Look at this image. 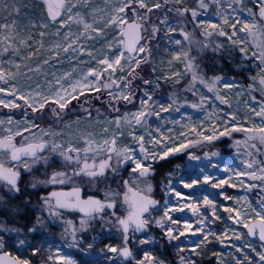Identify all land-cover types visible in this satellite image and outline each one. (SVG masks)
I'll return each mask as SVG.
<instances>
[{
  "label": "snow or ice",
  "instance_id": "6c2138e0",
  "mask_svg": "<svg viewBox=\"0 0 264 264\" xmlns=\"http://www.w3.org/2000/svg\"><path fill=\"white\" fill-rule=\"evenodd\" d=\"M262 156L264 0H0V264H264Z\"/></svg>",
  "mask_w": 264,
  "mask_h": 264
},
{
  "label": "rangeland",
  "instance_id": "374dc122",
  "mask_svg": "<svg viewBox=\"0 0 264 264\" xmlns=\"http://www.w3.org/2000/svg\"><path fill=\"white\" fill-rule=\"evenodd\" d=\"M91 2L94 4H97V5H103L105 0H91ZM75 28H76V26L73 25L74 30H75ZM46 39H54V37H48ZM34 59H36V58H34ZM57 67H62V66L57 65ZM63 67H67V62H65ZM37 78H39V77H34V79H37ZM73 104H75V102H73ZM4 111H7V110H4ZM188 112L192 114L193 120H198V119L202 118V113H200L198 110H193V109L189 108ZM72 118L75 119V116H73ZM81 128H88V126L86 124L82 123ZM89 130H91V129H89ZM233 136L236 139H243L242 133H233ZM215 149H218L220 151L221 155L217 158H213V163H219L221 173L223 171V168L229 164L232 165L233 167H235V166H241L242 167L243 166L241 164V161H240L239 156L237 154V149L233 144V139H231L229 137H221L220 142L216 143ZM246 150L247 149H245L243 145L240 146V154H243ZM195 151H197L198 153H200L202 155V152L199 148H196ZM261 158H264V156H262ZM180 162H181L180 160L175 161V163H180ZM205 165H206V161H200V162L192 161V162H190L188 167H186L185 169H182V170H178V171H181L182 174L195 175L196 173L199 172V168L204 167ZM209 170H210V168H209ZM185 191H188V190H185ZM229 191L235 192L238 190L229 189ZM241 194H243V193L241 192ZM253 199H255V198L253 197ZM219 247L220 246L217 245V248H219Z\"/></svg>",
  "mask_w": 264,
  "mask_h": 264
}]
</instances>
